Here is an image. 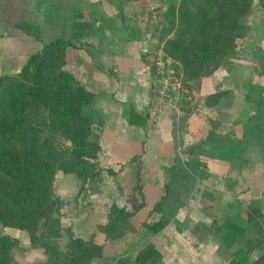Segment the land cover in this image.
<instances>
[{
	"label": "crops",
	"instance_id": "0c3cea01",
	"mask_svg": "<svg viewBox=\"0 0 264 264\" xmlns=\"http://www.w3.org/2000/svg\"><path fill=\"white\" fill-rule=\"evenodd\" d=\"M169 2L0 0V73L16 72L60 38L65 68L93 94L83 112L98 119L92 130L101 162L119 170L103 169L94 188L87 184L84 205L68 215L71 231L100 245L99 264L133 258L149 241L162 249L153 264H228L249 246L243 239L255 243L250 260L264 254V222H248L243 212L244 205L264 212V0H251L228 63L188 86L174 84L161 98L154 50ZM129 104L149 112L144 125L129 123ZM56 175V194L73 197L77 176ZM161 199L150 218L164 214L169 222L153 232L141 222ZM112 203L135 209L134 228L106 237L97 225ZM225 220L244 228L227 246L214 233L193 231L197 223Z\"/></svg>",
	"mask_w": 264,
	"mask_h": 264
},
{
	"label": "trees",
	"instance_id": "16d2710c",
	"mask_svg": "<svg viewBox=\"0 0 264 264\" xmlns=\"http://www.w3.org/2000/svg\"><path fill=\"white\" fill-rule=\"evenodd\" d=\"M185 2L181 0L176 5L170 0L167 4V22L173 21L176 11H183L186 17L174 36L167 39L164 50L178 59L189 80H200L236 50L251 0ZM184 45L189 48L185 56ZM65 46L62 39H52L32 52L18 71L0 75V224L25 230L33 246L37 240L56 234L61 226L60 201L51 191L56 171L74 173L81 184L79 189L97 172L91 159L99 158L100 146L92 131L98 119L83 112L91 104L93 94L65 68ZM125 115L129 123L144 125L149 112H140L129 104ZM61 138L69 145H64ZM105 169L111 174L118 171L111 165ZM163 201L158 200L141 222L153 232L169 222L164 214L150 218ZM243 212L248 222H264V212L259 207L244 205ZM134 213L135 209L112 203L106 222L99 224L98 229L106 237L118 236L125 229L134 228L130 219ZM205 229L221 239L230 235L229 241L244 234V228L231 220L214 222ZM16 240L0 231V264H11L9 252ZM74 240L80 243V249L74 251L68 246V251L61 253L65 263L83 264L100 251L94 237ZM46 245L41 244L44 249ZM254 245L249 243L247 248L233 252L228 264H264V254L249 259ZM161 257V249L149 241L133 258H118L117 264H148Z\"/></svg>",
	"mask_w": 264,
	"mask_h": 264
},
{
	"label": "rangeland",
	"instance_id": "374dc122",
	"mask_svg": "<svg viewBox=\"0 0 264 264\" xmlns=\"http://www.w3.org/2000/svg\"><path fill=\"white\" fill-rule=\"evenodd\" d=\"M173 1L177 5L181 0H173ZM185 1L186 2L184 4H188L191 0H185ZM193 3H195V1H193ZM250 7H251V5H250ZM185 17H186V15L183 11H181V13H180V11H176L172 22H167L165 19V16H164V22H163V24L159 25L160 28L157 32V37H158V41H159L158 43L160 45L157 46L154 50V52H155L154 53V67L156 68V65H157L156 61L160 60L161 71H157V73H156L158 78H161L162 70L168 69V73L170 74V80L167 84V86H168L167 91H169V92H173V90H175L174 84H176V83L184 85V86H188L189 83H191V82L193 84V82L199 81L196 79L189 80L187 75L184 73V71L181 67V63L178 61V59L171 57L164 50L165 42L167 41L168 38H171L174 36L175 29H177L179 26L180 27L182 26L181 21H184ZM84 18L88 19L87 16H85ZM178 21H180V22H178ZM244 29H245V23H244ZM217 32H218V30H217ZM184 46H185V50H186V53L184 54V56H185L188 54L187 51L189 48H188V45H184ZM233 53L231 55H229L228 57H226L225 59L223 58L221 63H228L229 60L234 57ZM27 59H28V57L26 58V60ZM5 73H13V72H2V73H0V75L5 74ZM176 87H177V85H176ZM174 95L176 96L177 94L175 93ZM93 133L95 134L94 131H93ZM61 142L64 143V145H67V146L69 145V141H67L63 138H61ZM101 161L102 160L100 157L97 160L95 158L91 159V162L93 163L92 168H93V170L96 169V171H97L96 177L90 178L87 181V183L84 184V187L82 189L80 188L81 190L79 189V187L81 185L79 182V184L77 186V192L74 193L73 195H71L73 197H70V196H68L69 198L65 197V196L61 197L60 195L56 194V192H55L56 190H54V184H55V181H57L58 178L61 179V177L55 175V177L53 179V186H52L51 191H52L53 196H56L57 197L56 199L58 201H60L59 213H60V225L61 226L59 228V231L56 234L51 235L48 239H46V240L39 239L36 241L37 243L33 246L31 241L29 240V237L27 236V233L25 230L17 229L14 227L5 226V225L0 224V231L1 232L8 234L9 236H13L14 238L16 237V239L18 240V241L16 240L17 244H14L12 249L10 248L9 254H10V260H11L10 263L11 264H69V262H66V263L64 262V258L62 257L61 253L63 252V254H64V252H67L68 246H70L71 247L70 249H72L74 251H78L80 249L79 248L80 243L75 241L74 237H81L83 240H87V238L71 231V226H70L71 216H69L68 214L71 211V209H72V211H74L75 209H76V211H78L81 208V205H84L85 201L83 199V195H84L83 192L86 191L85 189L87 188L88 185L90 186L92 184V182H93L92 180L100 179L102 177V175H101L102 170L105 169V166H107V165L103 164ZM110 165H111V167L113 166V168H116L119 170V166L117 164H111L110 163ZM60 171H62V170L58 169L56 172H60ZM66 173H72V172H66ZM109 174H111V173H109ZM62 187H63V185H62ZM91 187L94 188V185H91ZM58 192L61 194V191H58ZM140 192H142L141 189H140ZM108 210H109V208H108ZM107 214H108V211H107ZM98 227H99V223L97 225V228ZM205 227H206V225H201V223H197L194 226L193 231L195 233L200 231L201 234H205L207 232L212 233V231L206 230ZM100 231H102V230L100 229ZM91 237H93V236H91ZM229 240H230L229 235L228 236L226 235V237L224 239H222V241L224 242V244L226 246L228 245L227 242ZM242 241L244 243H246L245 246L249 245V243H254V241H251V240L245 241V239H243ZM41 242L42 243L46 242L48 244V247L46 245V248L44 249V247L41 246V244H42ZM160 249H161V247H160ZM99 250L100 251L97 254L93 255L88 261L84 260L83 264H85V263L86 264H97L101 260V259L96 260L98 257L101 256L102 249L100 248ZM154 262H156V261H149L148 264H153ZM102 264H107V262L102 261ZM116 264H117V262H116Z\"/></svg>",
	"mask_w": 264,
	"mask_h": 264
},
{
	"label": "built area",
	"instance_id": "2783aa9c",
	"mask_svg": "<svg viewBox=\"0 0 264 264\" xmlns=\"http://www.w3.org/2000/svg\"><path fill=\"white\" fill-rule=\"evenodd\" d=\"M159 59V58H158ZM157 65H156V69L157 71H161V62L156 61ZM170 80V74L168 73V69H164L162 70V76L160 78V86H159V95L160 97H164L166 95V92L168 90V82ZM158 101V100H157ZM157 105V102L155 101L153 108H155V106Z\"/></svg>",
	"mask_w": 264,
	"mask_h": 264
}]
</instances>
